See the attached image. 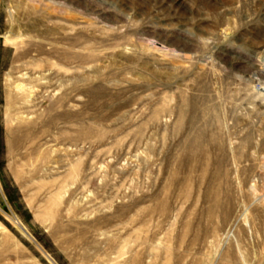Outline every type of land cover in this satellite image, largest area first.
Segmentation results:
<instances>
[{"label":"rangeland","instance_id":"obj_1","mask_svg":"<svg viewBox=\"0 0 264 264\" xmlns=\"http://www.w3.org/2000/svg\"><path fill=\"white\" fill-rule=\"evenodd\" d=\"M0 264H264V0H0Z\"/></svg>","mask_w":264,"mask_h":264},{"label":"bare ground","instance_id":"obj_2","mask_svg":"<svg viewBox=\"0 0 264 264\" xmlns=\"http://www.w3.org/2000/svg\"><path fill=\"white\" fill-rule=\"evenodd\" d=\"M17 89H18V91H19V90H21V89H20V88H18V87H17Z\"/></svg>","mask_w":264,"mask_h":264}]
</instances>
